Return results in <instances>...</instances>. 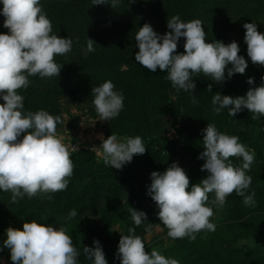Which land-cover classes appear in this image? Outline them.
I'll use <instances>...</instances> for the list:
<instances>
[{"label": "clouds", "instance_id": "clouds-1", "mask_svg": "<svg viewBox=\"0 0 264 264\" xmlns=\"http://www.w3.org/2000/svg\"><path fill=\"white\" fill-rule=\"evenodd\" d=\"M119 3L120 0L92 2L110 4L112 8ZM0 5V15L5 18L3 26L8 29L0 32V100L3 101L0 103V191L10 192L13 204L25 196L31 199L48 194L47 199L51 200V193L67 189L73 175L69 148L57 133V125H65L66 121L45 109L25 111V98L19 90L29 86L30 76L58 77L63 65L55 57L69 53L73 40L53 32L41 0H0ZM243 27L247 56L254 64L264 66V32L258 31L254 22H246ZM167 28L170 31L160 34L150 23L140 26L134 35L138 47L135 60L151 72L162 70L171 86L177 92H188L193 103L198 102L190 91L196 88L194 75L203 73L211 81L224 82L236 73H245L248 60L238 54L239 44L235 40L227 44L219 40L206 42L207 33L200 19L184 21L173 15L167 19ZM181 37L184 51L177 52ZM95 43L88 37L82 49L85 56L95 51ZM247 82L253 85L254 78L248 77ZM211 90L210 84L208 91ZM91 94L99 120L109 121L119 116L124 95L115 89L112 81L91 88ZM211 103L217 114L228 109L234 117L247 109L260 119L264 116V83L250 87L242 96L222 95L217 91ZM202 132L203 151L198 158L204 160L201 171L207 175L198 183L189 187L188 175L176 162L162 172L150 173L147 195L155 202L156 215L168 229V237L174 240L185 237L195 240L201 231L214 232L213 206L223 207L233 192L243 198L246 206L257 203L255 191L249 192L252 177L247 174L255 160L254 150L250 151L238 136L219 131L214 123H207ZM100 140L91 151L116 169H122L134 155L146 151L139 135L120 138L112 133L107 137L101 135ZM232 157L242 158V164L235 166ZM210 193H214L211 200ZM130 214L136 226L147 221L143 210L130 207ZM76 216L75 209L68 214L69 219ZM146 231H151L150 222ZM5 233L0 250L8 249L13 264H81V254L91 264H108L98 239H93L94 246H84L81 253L65 228L37 219L22 222L20 228L8 226ZM117 257L119 264H180L178 259L166 257L156 248L145 251V243L135 227L120 235Z\"/></svg>", "mask_w": 264, "mask_h": 264}, {"label": "trees", "instance_id": "trees-1", "mask_svg": "<svg viewBox=\"0 0 264 264\" xmlns=\"http://www.w3.org/2000/svg\"><path fill=\"white\" fill-rule=\"evenodd\" d=\"M92 2L93 0H41L43 10L52 22L53 32L71 38L73 46L69 53L55 57L56 62L63 65L58 77L41 78L38 74L30 76L29 86L19 90L33 95L31 98L24 99L25 110L31 102L40 101L44 103L43 109L48 112L53 111L57 109L60 96L91 92V88L101 85L102 76H106L104 71L108 70L124 78L126 84H131L130 91H127L125 87L122 88L127 97V105L132 106L136 101L135 105L140 106V111L143 113L152 106L163 105V108L169 105L174 107L176 104L182 106L193 120L203 124L200 129L192 127L190 130L192 137L195 138L201 134L200 142H203L202 129L207 123H214L219 131L238 136L250 151L254 150V163L263 174L264 116L256 119L255 114L247 109H242L234 117L229 115L228 109L217 114L212 110L211 103L212 96L217 91L222 95L242 96L250 87L264 83L262 81L264 66L251 62L247 56L246 43L239 45L238 53L248 60L245 73H236L224 82L211 81L212 78L205 77L203 73L194 75L196 88L190 91L198 102L193 103L188 92L183 90L177 92L171 86V82L165 79L167 74L162 70L157 69L156 72H151L135 60L138 47L134 35L144 23L155 22L161 34L170 31L166 26L167 19L173 15H179L184 21L200 19L207 33L206 42L219 40L227 44L230 42L228 29L233 25L241 24L251 15H257L264 24V0H120L115 8H112L110 4H92ZM4 19V16L0 15V32H8V29L3 26ZM88 37L96 42L95 51L85 56L82 49L86 47ZM130 41H133L131 46H129ZM120 42L125 43L126 46H117ZM183 44L184 38L181 37L177 52L184 51ZM123 66L126 69H122ZM225 76L227 77V72ZM248 77L254 78L253 85L248 84ZM210 84L211 92L208 91ZM171 92L178 97V103L169 96ZM0 102L3 103L2 100ZM152 114V110L147 111L145 118L147 116L149 118ZM116 120L120 121L121 117L118 116ZM157 145L159 141L155 138L148 145L146 144L144 154L134 155L132 161L125 164L122 169L96 166L93 154L87 150L71 154L74 169L73 175L69 178L70 183L66 190L51 193L50 195L53 196L51 200L47 199L48 194L31 199L25 196L19 203L13 204L10 202L11 193L0 191V247L6 239L5 230L8 226L20 228L22 222L32 219L54 225L58 218L64 221L75 220L80 216L84 218L88 209H92L91 214L101 213L104 222L106 221L108 225L125 214L128 219L130 213L126 210L129 209H123L121 203L129 200V206L137 210V206L144 199L143 192L138 188L139 186L143 188L144 180L138 178L135 184L133 180L126 179L120 183L114 176L134 164L139 158L158 163L157 171H164L168 167L166 155L159 148H155ZM231 159L235 166H239L238 161L242 158L232 157ZM206 175L188 176L189 187L194 184V180L198 183ZM148 197L151 199L150 196ZM2 203L5 205L4 211L1 209ZM73 209L77 211V216L69 219L68 214ZM7 218L11 219L10 224ZM128 223H130L129 227H135L136 233L143 238L141 227L144 224L136 226L131 221ZM85 234L90 238L98 239L104 245L101 240L104 236H99L97 229L86 228ZM249 234L248 229L237 234L229 225L218 223L214 232L201 231L195 240L189 239L181 253L188 259L192 255V258H196L195 254L198 252L201 255L199 257H202L201 249L206 247L213 249L214 245L219 243L223 244L221 252L225 256L230 254L234 257L236 264H264V253L234 248L233 245L238 239L245 238ZM88 242L90 247L94 246L92 241L86 238V246ZM1 256H7L10 259L7 248L0 250ZM80 257L85 258L83 255ZM213 261H216L215 256ZM219 264L229 263L219 259Z\"/></svg>", "mask_w": 264, "mask_h": 264}, {"label": "rangeland", "instance_id": "rangeland-1", "mask_svg": "<svg viewBox=\"0 0 264 264\" xmlns=\"http://www.w3.org/2000/svg\"><path fill=\"white\" fill-rule=\"evenodd\" d=\"M246 22L256 23L257 30L264 32L263 21L259 19L257 15H251L241 24L233 25L228 29L230 42L235 40L239 45L245 44L244 34L246 30L243 25ZM150 24L155 31L160 33V28L157 29L155 22ZM132 43L133 41H130L129 46H131ZM118 45H122V47L126 46L123 42L117 43V46ZM122 69H126V67L123 66ZM104 73H106V76H102L103 80L100 82L103 83L107 80L112 81L115 85V89L122 92L124 95V107L119 114L121 117L120 121H117L116 118L109 121L99 120L100 117L92 103L93 96L91 92L60 96L57 102V109L49 111L50 114L60 116L62 120L66 121L65 125H57V133L63 136V142L68 146L70 155L80 150H87L93 154L96 166L106 167L107 165L103 162L101 157L98 156L95 151H91L93 146H98L101 143V135L107 137L113 133L120 138L139 135L142 137L145 146L155 138L159 141V145L155 146V148H159L164 155H166L168 166L176 162L190 177H201V175L207 174L206 171H201V165L204 163V160L198 158L199 154L203 151V142H200L201 134L195 138L190 135L192 127L194 126L200 129L202 128V123L197 122L198 120H193L192 116L185 112L182 106L178 104L174 107L169 105L166 108H163V105H159V107L152 106L144 111V113L140 111V106L135 105L136 101L132 104L135 108L127 105V97L122 88L125 87L127 91H130V89H132L131 84H126L124 82L125 79L118 74H112L108 70H105ZM108 74L109 76L107 77ZM20 93L24 98H31L33 96L32 93L29 92ZM169 96L178 103V97L175 94L171 92ZM43 108L44 103L36 101L31 102L25 111H36ZM51 108L52 107H50V109ZM149 110H152L153 114L150 115L149 118L148 116L145 118V114ZM254 162L247 174L252 177V184L249 192L255 191L256 205L252 207L244 205L242 202L243 198L233 192L226 198V203L223 207L213 206L214 215L211 217V221L215 224L225 223L237 234L247 229L250 230V234L247 237L240 238L234 243V248L246 251L254 250V252L263 254L264 173L262 174L257 164ZM238 164L239 166L242 164V159H239ZM157 169L158 163L139 158L134 164L128 166L114 176L120 183L126 181V179L133 180L135 184L138 178L144 180L143 188H141V186L138 187L143 192L144 199L137 206V210H143L147 213V221L141 227L145 251L150 252L151 249L156 248L166 257L178 259L180 264H219V259H222L224 263L236 264L234 257L230 256V254H226L225 256L223 252H221L220 249L223 248V244L220 245L219 243H216L213 249L210 247L201 249L200 252L203 253L202 257H199L201 256L199 252L195 254L197 255L196 258H192L193 255L189 257V259L183 256L181 251L187 244L189 238L185 237L174 240L168 237V229L156 215L158 211L156 204L152 199H149V195H147V189L151 183L150 173L152 171H157ZM193 182L194 184L196 183L195 180ZM213 197L214 193H210V200ZM128 201L129 200L126 202L123 201L121 204L122 207H124L123 209H129L126 211L130 213L131 206H129ZM1 209L2 211L5 210L4 203L1 204ZM91 212L92 209H88L84 215L86 217L83 218L80 216V218L70 221H64L62 218H58L55 220L54 226L65 228L72 237L73 243L74 241L76 242L75 247L81 250V253L83 247L86 246V238L91 240L92 244L94 239V237L90 238L85 234V229H97L100 233L98 235H103L105 237L101 240L104 244L102 247L108 264H119V259L117 257L118 241L120 235L128 233L130 225L128 222L131 221V223L134 224L131 214L128 215V219L126 218L127 214H125L108 225L106 221L104 222L101 213L91 214ZM7 221L9 224L11 223V219L7 218ZM148 222L151 223L150 232L146 231ZM87 244L90 246L89 242ZM214 256L216 261H213ZM80 260L81 264H91L86 258L82 259L80 257ZM0 264H13V262L7 256H1Z\"/></svg>", "mask_w": 264, "mask_h": 264}]
</instances>
